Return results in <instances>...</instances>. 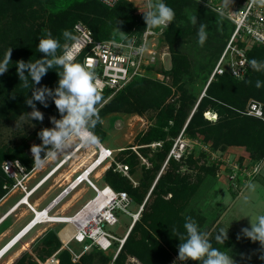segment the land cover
Wrapping results in <instances>:
<instances>
[{
	"label": "trees",
	"instance_id": "trees-1",
	"mask_svg": "<svg viewBox=\"0 0 264 264\" xmlns=\"http://www.w3.org/2000/svg\"><path fill=\"white\" fill-rule=\"evenodd\" d=\"M163 2L175 11V19L165 35L172 53L173 65L165 74L173 78V84L181 91L180 99L176 102H168L172 95V85L168 86L158 79L143 78L129 84L109 101L107 99L111 91L100 92L102 99L98 104L99 115L103 122L113 114L145 116L152 112L155 118L150 129L136 138L137 146L163 141L162 147L152 155L149 147L139 148L138 152L148 158L152 166L142 164L132 146L121 151L116 157L118 162L130 167L131 175H135L138 167L141 166L142 175L138 186H135L129 178L115 172L114 166L107 170L104 177L107 186L114 191L126 192L139 206L145 204L139 220L132 226L115 260L114 253L119 243L115 244V252L110 253L94 247L75 263L72 254L67 249H62L63 244L58 236L60 229H50L32 244L35 256L29 251H24L13 264H41L57 252V264H136L129 263L130 258H135L141 264H171L173 257L178 256V245L181 242L177 236L172 235L171 229L177 227L184 232L183 224L185 217L188 216L197 222L201 231L209 234L213 247L228 255L232 253L237 235L228 234L224 244L218 243L215 237L220 234L221 229L218 226L212 229V225H208L206 215L195 209L192 203L205 178L216 174L217 166L214 163L208 164L206 159L196 160L195 153L181 162L171 159L164 170L163 165L174 140L184 129L186 137L211 144L214 150L223 151L230 146L245 147L253 159L263 160L264 121L242 115L240 112L245 110L251 99L264 103V86L259 89L255 86L257 80L264 82V72H255L249 67L242 81L227 73L217 76L208 85L207 79L234 31L233 23L227 19H223L225 23L222 22L215 13H211L206 8L198 11L193 0H163ZM136 12L135 6L127 0H122L114 8H108L97 0H0V63L12 49L9 69L0 75V128L12 121L29 118L27 114L33 109L25 101L32 97L36 88L48 87L53 89L54 95V90L58 87L57 71L61 70L59 68L49 69L38 85H32L29 78L31 85L29 88L23 87V82H20L17 75V61L34 62L43 58L44 54L37 51L43 30H50L53 37L58 38L64 45L72 41L63 39V30L67 29L75 35L74 26L82 23L92 31L96 40H110L120 32L132 35L143 31L146 23ZM190 15L197 16L195 26L190 22ZM212 20L217 35L227 39L215 62L212 61L213 55L209 53V44H206L205 48L201 47L197 36L199 25L206 22L208 24ZM187 46H191L193 55L189 56L183 52L182 47L185 51ZM202 55L204 60H208L209 56L211 67H208L210 63H205L203 60L201 62ZM83 57H79L76 62L83 64ZM247 57L248 60L255 58L264 61V47H254L247 53ZM203 73L206 74L205 77ZM199 76H203L206 84L205 94L201 98L196 97L195 88L190 87L191 81ZM248 80L251 81L250 84L246 83ZM45 97L47 107L38 101L33 102L36 109L43 113V117L44 114L47 115L48 120L44 121L43 118L41 122L30 119L37 125L33 132L19 136L18 141L11 145L0 147V202L14 184V180L7 177L2 170L4 161L19 160L31 172L34 166L33 157L28 153L32 146L30 142L36 144L41 141L37 135L41 129L55 127L50 117L61 119V114L53 103V97L47 94ZM195 108L196 111L192 115ZM207 111L217 113L218 121L213 123L206 119L204 113ZM94 131L99 137V142L102 143L106 136L103 123H98ZM41 155L43 157L44 153L42 152ZM186 165L194 167L197 173L193 175L183 172L182 168ZM168 195L171 196L167 197ZM188 264H199V262L188 261Z\"/></svg>",
	"mask_w": 264,
	"mask_h": 264
},
{
	"label": "rangeland",
	"instance_id": "rangeland-1",
	"mask_svg": "<svg viewBox=\"0 0 264 264\" xmlns=\"http://www.w3.org/2000/svg\"><path fill=\"white\" fill-rule=\"evenodd\" d=\"M195 2V6L197 10H201L203 8L208 9L211 13H215L217 18L220 19L218 13L213 8L215 6H221L223 0H193ZM242 1L244 3H242ZM245 5V0H234L230 7L239 6L242 7ZM213 7V8H212ZM196 10V11H197ZM213 15V14H212ZM216 18V19H217ZM227 19V18H224ZM221 20V19H220ZM228 20V19H227ZM225 23V20H221ZM227 25L230 26L229 22ZM206 31H207V40L205 44L202 46L203 48L206 47V44H209V53L213 55L212 61H216L217 55L223 44L227 42L226 37H222L221 35H217L215 30V23L214 21L206 22L205 24ZM235 28V27H234ZM231 38V37H230ZM230 40V39H229ZM229 43V41H228ZM227 43V45H228ZM69 43H67L68 45ZM226 45V47H227ZM185 47V46H184ZM184 47H182L183 52L187 55L191 56L192 49L191 46H187L186 50L184 51ZM226 49V48H225ZM225 51V50H224ZM223 51V53H224ZM222 53V54H223ZM191 58V57H190ZM194 58V57H193ZM206 63H210L211 59L204 60L200 58ZM210 60V61H209ZM199 61V60H198ZM219 61V60H218ZM172 55L171 58L166 62V68L169 71L172 69ZM206 66V65H205ZM218 66V62L216 64ZM215 66V68H216ZM208 67H211V63L208 64ZM214 68V70H215ZM164 69L163 67L156 66V70L161 72ZM213 70V72H214ZM208 77L207 82L212 77V74ZM158 79L166 81V83L173 86L172 95L168 102H176L180 99L181 91L173 84V78L166 77V75L161 74ZM204 77L206 74H204ZM192 84L190 87L195 88V96L201 98L205 94V83L203 76H199L196 80L191 81ZM112 97H109L107 101H109ZM106 101V102H107ZM259 102L263 106L264 111V103L259 100H249L247 103L245 110L248 109L250 102ZM245 110L243 112H245ZM214 112V111H213ZM241 113V112H240ZM217 114V113H216ZM242 114V113H241ZM245 115V114H242ZM155 116V115H154ZM153 113L150 112L149 114H145V116H140L136 114H113L108 116L103 122V129L106 133V136L102 142V144L109 150L113 151V157L119 156V153L125 149H128L129 146H132L136 151H139V148L142 146H137L136 138L141 133H146L150 126L155 122V118L153 117ZM48 117L44 114V121H47ZM262 120V119H261ZM264 121V120H263ZM37 128L30 118H21L17 121H12L0 128V147L3 145H11L18 141L19 136L23 134H28L33 132ZM153 142L148 144L152 147H149L150 155L153 152L159 150V147H154L152 144L157 143ZM163 143V141H159ZM198 143L201 142L200 140L197 141ZM35 144V142H30V145ZM42 141L36 142V145H41ZM145 145L144 147L148 148ZM209 145V144H208ZM81 143L79 141H75L71 144L70 149H64V153H61L57 156L55 160H51L45 167L43 168H36L34 167L31 171H35L31 178L25 179L24 186L34 187L40 180H42L48 173L51 174L55 169L58 168L60 163L67 160L79 147ZM198 146V145H196ZM91 145H86L83 147L72 159H70L55 175H53L48 181L44 183V186L41 189H38L33 196L29 199L30 204L34 207L42 209L45 207L50 201L61 191V187L54 188V185L61 181V185L68 181H73L76 177V174H80L91 162H94L93 165L97 164L96 160L101 158V154L96 155L93 158H90L91 153ZM132 148V149H133ZM98 149V147H97ZM195 150V159L199 161H203L204 157L203 154H200L198 147ZM135 151V150H134ZM222 151V150H221ZM29 155L32 157V153L29 150ZM137 154V152H136ZM140 154V153H139ZM142 156V154H140ZM220 157V163L217 166V172L215 175H208L205 178L204 182L201 184L199 191L193 198V206L195 209L199 210L200 212L204 213L208 220V225H212V229L215 226H218L219 229H223L228 234L237 235L235 241L234 248L230 256L233 257L235 264H264V260L260 257L264 256V249L261 248L260 243L252 242L250 239L243 236L241 233L242 228H250V221L256 222V218L259 215H264V159L261 161H256L252 158L251 153L245 148L240 146H230L223 150V154ZM145 161L139 156L141 159L142 164L147 165L145 162L147 161L149 166H152V163L149 161L148 158L142 156ZM11 160V159H7ZM6 160V161H7ZM4 161V162H6ZM86 166L83 167V165ZM103 162V161H102ZM111 159L106 160L103 164L99 165L95 169H93L89 176H85L86 178L79 185L75 190H73L70 195L59 204L54 212L60 211V213H66L68 215L75 214L78 210H80L89 200L96 197L97 192L93 186H96L98 189H102L107 184L104 181L105 173L108 170L109 163ZM239 164L241 167L246 166L249 169H257V174L253 179L249 182L253 184L255 187L254 189H250L245 186V189L241 193H237L234 191L231 186L228 184V173H222V171L230 170V166H237ZM82 166V167H81ZM80 167V169H79ZM164 168V165H163ZM183 172L193 173L195 175L197 171L194 167L184 166ZM73 171H77L76 174ZM102 171V172H101ZM104 171V172H103ZM99 172H101V176L98 177ZM218 174L220 178L218 177ZM142 171L141 166L138 167V171L135 175H132L134 180L138 183L139 179L141 178ZM67 181V182H66ZM99 186V187H97ZM54 189V190H53ZM25 196L22 187L16 188L13 192L8 193L6 197H4L0 202V221L4 220V222L0 225V249L9 241L11 240L20 230L22 231L25 226L33 219V213L31 209L26 206L20 205V201ZM168 195L167 197H170ZM149 198V196H148ZM73 200V202H72ZM75 205V206H74ZM17 208V209H16ZM140 206L132 202L129 207V212L131 214H127L124 211L120 210V208L114 209L115 213L119 217V223L116 226H106V231L109 233L123 238L126 236L131 227L134 224L133 215H138ZM46 225H38L33 230L28 232V234L24 237V239L0 261V264H5L10 257L18 251L25 243H30L29 251L32 255L35 256V253L32 251V244L38 239L39 234L41 233L42 229ZM49 230H59L63 227V224H48L47 225ZM46 226V227H47ZM53 227V228H51ZM217 228V227H216ZM211 229V230H212ZM238 236L240 237L238 239ZM35 239V240H34ZM34 240V241H33ZM82 244L79 243H72L70 245V250L68 251L72 254L80 253L83 250ZM116 246V245H115ZM67 249V248H66ZM22 255V254H21ZM20 255V256H21ZM175 257V256H174ZM174 257L172 261L174 260ZM135 259V258H134ZM129 263H132L129 260ZM171 261V263H172ZM137 264V263H136ZM138 264H141L138 261Z\"/></svg>",
	"mask_w": 264,
	"mask_h": 264
},
{
	"label": "built area",
	"instance_id": "built-area-1",
	"mask_svg": "<svg viewBox=\"0 0 264 264\" xmlns=\"http://www.w3.org/2000/svg\"><path fill=\"white\" fill-rule=\"evenodd\" d=\"M97 1L108 8H114L122 0ZM127 1L135 6L137 9L136 14L143 17L142 13L146 11L144 7L145 0ZM248 3L249 0H245V5L242 7H230V11L239 13L231 18L225 17L233 23L235 28L224 53L218 61V66H216L212 77L208 82V85L214 81L217 76H222L227 73L239 81L244 80L249 71V66L247 63H244L243 66H241V61L248 60L247 53L254 47H264V8L259 6L249 7ZM219 7L220 6H215L212 8L215 10ZM171 25L172 23L163 31L159 28L148 31L146 30L147 25H145V28L141 33L136 32L131 35L127 32H120L116 37L110 40L99 41L94 38L92 31L88 27L82 23H78L74 26V33L78 38V41L70 42L68 44V48L73 52L76 60L79 57L84 56L83 65L86 67L90 65L92 70H94L96 77L99 80L100 92L109 90L111 91L110 97H113L135 80L143 78L158 79L159 76H162L161 74L166 75L165 72L169 71V69L166 68V62L171 58L172 53L169 44L165 40V35ZM139 48H143L144 51L138 52L137 49ZM156 66L163 67L164 69H162L161 72H158L156 70ZM232 66L236 67L244 79H240L239 77L233 75ZM166 77L169 76L166 75ZM158 80L165 82L168 86L170 85L164 80ZM241 113L264 120L263 106L261 103L256 101L250 102L248 109L245 110V112L241 111ZM204 116L213 123L218 121V115L215 112L207 111L204 113ZM197 141L198 139H190L186 137L184 129L174 140L168 158L164 163L163 170L168 166L171 159L181 162L183 159H186L188 156L195 153V150H197L195 149L196 147H198L200 154L205 155L204 159L208 161V164L214 163L218 166L223 151L214 150L211 144L208 145L201 140L199 143ZM152 145L154 147H162L163 143L157 142ZM147 147L152 146L148 145ZM133 150H135L138 156L145 161L136 149L133 148ZM106 151V156L102 161L104 163L106 160L111 159L108 170L114 166L115 172L129 178L135 186H138V183L131 175L130 167L125 163L118 162L115 157H113L112 150L107 149ZM102 161H100L99 157V159L96 160V163L99 165ZM145 163L149 166L147 161ZM90 169L91 166H87L80 174H76L73 181H66L67 183L64 182L62 185L61 181L56 183L54 188L61 187V191L42 209L39 210V208L34 207L32 204H27L26 206H28L33 213V219L27 226L24 227L22 231H20L23 232L30 229V232L38 225L47 226L48 224H63V227L58 232V236L63 244L62 249L67 248V250H70V245L74 242L84 245L83 250L80 253L72 252V260L75 263L94 247L99 248L105 253H110L115 252V244L119 243V246L114 253L115 260L128 235L127 234L123 238L117 237L105 229L106 226L113 227L119 223V217L114 211L115 207L120 208V210L127 214H131L129 212V207L133 202L126 192H116L111 188L113 190L112 197L109 199L106 206L100 210V214H85V216H83L79 221H76L77 230L71 240L66 243L62 239L61 233L70 224L71 220L77 218L88 205L100 196L98 188L93 186L97 192L96 197L89 200L75 214L68 215L63 213V211L62 213H60V211L54 212L56 207L61 204L73 190L82 184ZM229 169L230 170H226V172L222 171V173H228V184L237 193H241L243 189H245V186L247 187L250 183L249 181L257 174L256 168L251 170L246 166L241 167L239 164H237V166H230ZM2 170L7 177L14 180V184L9 189L8 193L13 192L19 187L23 188L25 196H23L20 202H22L24 198H28L29 200L38 189H41L44 186L45 181L51 175L48 173L34 187L30 188L29 186H24L23 182L25 179H28L29 177L31 178L35 171L32 173L29 172L19 160H7L2 164ZM89 174L87 176H89ZM218 177L220 178L219 174ZM5 188H7V186H5ZM144 205L140 206L138 215H133L134 223L139 220ZM64 220H66V222ZM46 226L42 229V231H40L41 233H38L39 236L44 235L49 230L50 227L48 228V226ZM15 238H13L5 247L9 246ZM57 254L58 252L50 257L46 262L53 260L57 264ZM130 260L132 263L138 264V260L134 258H130ZM174 261L176 264H188V261H178L177 256L174 257L171 264H174ZM41 264L43 263L41 262Z\"/></svg>",
	"mask_w": 264,
	"mask_h": 264
},
{
	"label": "clouds",
	"instance_id": "clouds-1",
	"mask_svg": "<svg viewBox=\"0 0 264 264\" xmlns=\"http://www.w3.org/2000/svg\"><path fill=\"white\" fill-rule=\"evenodd\" d=\"M231 4L232 0H223L222 5L215 9L221 20L225 17L231 18L239 13L230 11ZM248 6L264 8V0H249ZM144 7L146 11L142 14L147 25L146 30L148 31L155 28L163 31L175 19L174 9L165 4L163 0H145ZM189 19L192 25L195 26L197 24L196 15H190ZM206 27L205 24L201 23L197 30L198 44L201 47L207 40ZM62 37L65 41H78V38L67 29L63 30ZM11 51L12 49L8 51L4 61L0 63V75L9 69ZM37 51L44 54L43 58L36 59L34 62L31 60L27 62L19 60L16 62L17 75L20 82H23V87L29 88L31 86L29 78L32 85H38L49 69H61L57 71L59 81L58 87L54 90V95L53 89L48 87L36 88L32 97L25 101L33 109L30 114H27L30 119L43 121V113L36 109L33 101H38L44 107H47L45 94L53 97V103L61 114V119L59 120L54 116L50 117L55 127L43 128L37 134L42 144H33L31 146L33 166L43 168L48 162L55 160L58 155L64 153V149H70L73 139L84 145L99 142V137L95 134L94 129L98 123H103L98 107L102 96L99 90V80L91 66L86 67L76 62V57L69 50L68 45H62L58 38L53 37L50 30H43V35L39 38ZM137 51L143 52L144 49L139 48ZM244 63H247L255 72H264V61L252 58L251 60L241 61V66ZM232 70L233 75L244 79L235 66H232ZM26 71L27 75H25ZM246 83L250 84L251 81L248 80ZM255 86L259 89L264 86V82L257 80ZM42 152L44 153L43 157L41 155ZM247 187L254 189L255 186L249 183ZM183 228L184 232H181L177 227L171 229L172 235L177 236L181 241L178 245V261H192L199 262V264H235L232 256L213 247L209 234L201 231L192 217H185ZM241 233L252 242L258 241L261 248L264 249V215H259L256 218V222L250 221V228H242ZM227 238L228 231L225 232L223 229L215 237L216 241L222 244ZM260 258L264 260V256ZM174 264H176L175 261Z\"/></svg>",
	"mask_w": 264,
	"mask_h": 264
},
{
	"label": "bare ground",
	"instance_id": "bare-ground-1",
	"mask_svg": "<svg viewBox=\"0 0 264 264\" xmlns=\"http://www.w3.org/2000/svg\"><path fill=\"white\" fill-rule=\"evenodd\" d=\"M73 142V141H72ZM91 145V153H90V158L95 157L96 155L101 154V158L100 161H102L105 156H106V150L107 148L100 142L96 143V144H89ZM86 145L81 144V146L65 161H63L57 169H55L51 175L48 177V179L46 181H48L53 175H55L70 159H72L83 147H85ZM98 147V149H97ZM95 162V161H94ZM94 162H91L89 166H91V169L89 171V173L95 169L98 166V163L93 165ZM49 163V162H48ZM47 163V164H48ZM88 162L85 163L84 166H86ZM46 164V165H47ZM82 167V166H81ZM80 169V167H79ZM102 172V171H101ZM101 172H99L98 177L101 176ZM104 172V171H103ZM74 174L77 173V171H73ZM88 173V174H89ZM86 174V176L88 175ZM45 181V182H46ZM106 189V190H105ZM100 191V196L94 200L90 205L87 206V208L75 219L71 220L70 224L62 231L61 233V237L62 239L68 243L69 240H71L72 236L75 234V231L77 230V223L76 221H79L83 216H85V214L89 215H99L100 214V210L106 206L107 202L109 201V199L112 197V192L113 190L109 187L106 186L102 189H98ZM103 190H105L104 192H102ZM95 198V197H94ZM92 198V199H94ZM30 204L28 198H24V200L20 203V205L18 207H21L22 205H27ZM17 209V208H16ZM6 218H4L3 220L0 221V225L4 222ZM66 222V220H64ZM30 229H27L23 232H18L13 238H15L13 240V242L5 247L11 240H9L1 249H0V261L10 252L11 249H13L14 247H16L23 239L24 237L28 234ZM40 237V236H39ZM35 240V239H34ZM33 240V241H34ZM13 245V246H12ZM5 247V248H4ZM4 248V249H3ZM30 249V243H25L20 249H18V251H16L11 257L10 259L5 263V264H13L16 259H18L20 257V255L22 253H24V251H27ZM43 264H56V262H54L53 260H50L48 262H43Z\"/></svg>",
	"mask_w": 264,
	"mask_h": 264
},
{
	"label": "water",
	"instance_id": "water-1",
	"mask_svg": "<svg viewBox=\"0 0 264 264\" xmlns=\"http://www.w3.org/2000/svg\"><path fill=\"white\" fill-rule=\"evenodd\" d=\"M196 108H197V106H196ZM196 108L194 109V111H193L192 115H193V114H194V112L196 111ZM192 115H191V117H192ZM189 121H190V119H189ZM189 121H188V122H189ZM187 124H188V123H187Z\"/></svg>",
	"mask_w": 264,
	"mask_h": 264
},
{
	"label": "crops",
	"instance_id": "crops-1",
	"mask_svg": "<svg viewBox=\"0 0 264 264\" xmlns=\"http://www.w3.org/2000/svg\"><path fill=\"white\" fill-rule=\"evenodd\" d=\"M232 1H234V0H232ZM236 1V0H235ZM242 3H244L243 1H242ZM97 187H99V186H97ZM100 188V187H99ZM72 202H73V200H72ZM75 206V205H74ZM66 214V213H65Z\"/></svg>",
	"mask_w": 264,
	"mask_h": 264
}]
</instances>
